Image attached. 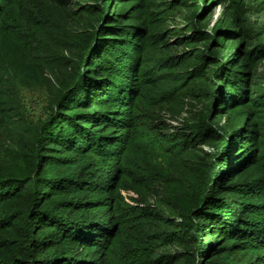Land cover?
<instances>
[{"label": "trees", "instance_id": "1", "mask_svg": "<svg viewBox=\"0 0 264 264\" xmlns=\"http://www.w3.org/2000/svg\"><path fill=\"white\" fill-rule=\"evenodd\" d=\"M0 1V264H264L257 5Z\"/></svg>", "mask_w": 264, "mask_h": 264}, {"label": "rangeland", "instance_id": "2", "mask_svg": "<svg viewBox=\"0 0 264 264\" xmlns=\"http://www.w3.org/2000/svg\"><path fill=\"white\" fill-rule=\"evenodd\" d=\"M249 1L252 2V4L254 6L257 5V11L258 12L252 13V15L250 17L252 22L254 23L255 28L258 29L261 27L264 30V1H263V5H261V6L259 5L260 4L259 0H249ZM7 10H8L9 18H10V16H14V13H15L14 2H12L8 5ZM217 11H218V7H215L213 14L215 15L217 13ZM7 41L8 40L5 39L4 33H0V57L2 55H9V54L11 55L12 54L11 52H13L12 51L13 46H9V42H7ZM42 104H43V102L41 100H36L35 110L37 112H41ZM129 147H130V151L125 153L124 157L127 161L134 162L135 159H137V153H136L137 151H135L136 149H141V151L144 154L153 155L154 152L152 153L151 150H154V151L158 150L161 148V145L148 133H145L142 131H137L132 136V140L130 141ZM205 148L210 150L209 147H205ZM82 160H84V159H82ZM108 160L109 159H107V160L103 159V160L99 161L98 165L106 166L107 163L109 162ZM123 194L127 195L130 193L123 192ZM252 198L257 202L258 201L264 202V195H256ZM258 252H260V251H258Z\"/></svg>", "mask_w": 264, "mask_h": 264}]
</instances>
